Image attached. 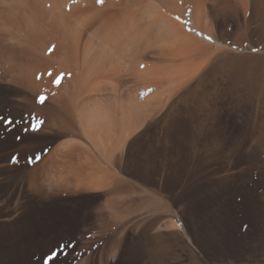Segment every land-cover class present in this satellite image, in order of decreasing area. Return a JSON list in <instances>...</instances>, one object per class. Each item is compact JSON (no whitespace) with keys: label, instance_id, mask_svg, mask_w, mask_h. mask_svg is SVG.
I'll return each instance as SVG.
<instances>
[{"label":"rangeland","instance_id":"obj_1","mask_svg":"<svg viewBox=\"0 0 264 264\" xmlns=\"http://www.w3.org/2000/svg\"><path fill=\"white\" fill-rule=\"evenodd\" d=\"M161 1L183 38H155L163 46L128 62L141 72L104 76L103 91L81 98L98 106L71 113L54 100L62 78L31 66L20 39L1 45L16 52L0 57V264H264V0H206L198 18L190 1ZM20 65L41 88L13 77ZM71 146L69 163L100 170L102 185L52 175Z\"/></svg>","mask_w":264,"mask_h":264},{"label":"bare ground","instance_id":"obj_2","mask_svg":"<svg viewBox=\"0 0 264 264\" xmlns=\"http://www.w3.org/2000/svg\"><path fill=\"white\" fill-rule=\"evenodd\" d=\"M162 1L166 5H170V4L175 5L178 2V0H162ZM184 1L187 3L191 2V4L195 5V15L197 17L199 15L200 11L203 10L204 3L206 0H184ZM237 1L238 0H236V3H237ZM258 1L260 2V0H258ZM258 1H257V4L259 3ZM157 2H158V0H157ZM157 2H154L153 0H78V1H72V2H69V0H0V55L3 54V52L5 51V55H6L5 58L8 60L12 59L11 61H13V59L15 57L13 54V58H12V53L15 49H13V47L11 48L9 46L10 49H13L12 52H11V50L6 49V48H4V50H2L1 45H5L9 41L10 42L12 41L11 43L13 44V41H16V40H17L16 42L18 43V39H20L21 44L23 42V44L21 46L27 45L24 48L22 47L23 50H21V55L24 53L23 56L27 55V56L31 57L30 58L31 61H34L33 62L34 65L32 64L31 66H35L36 68L40 69V68H42V66L40 67V66H38V64L40 65L41 62L43 61L44 68H46L47 70L49 69L50 71L49 70L48 71L50 74H51V71H54V73L57 75L56 78H54L55 74H54V77L51 76L52 78H54L53 79L54 81L53 80L51 81L52 78H50V79H47V77L44 78L46 75H43L41 73L42 70H40V73L44 76V77L41 76L40 80H44V79L46 81L50 80L53 84H56L58 82V80L62 78L64 85L61 86L62 85L61 84L60 85L61 87H59V89H57L58 87L56 85L57 88L55 90H57V92L56 91L55 92L56 93L59 92V93L57 96L55 95L56 96L54 98L55 101L58 100V102H59L60 100L63 99L64 104L67 106H70L71 113L74 111L73 110L74 108L72 109L71 106L76 107V106L80 105L78 103H81V102H83L84 104L85 103L86 104L91 103L93 105L95 104V106H98L97 101H99L100 99L99 100L97 99V95H96V99H94L95 98V95H94V98L87 99V101L85 100L86 102L81 100V98L84 97V93L92 94V93L97 92V91L99 93L101 91H103V89L101 90L100 88L101 87L103 88V86L107 83L105 81L104 76H106V75L108 76V77H106V80L107 79H109V80L114 79L116 81H120L119 79L121 78L120 74L122 73V71H121L122 65H126V69H124V71L131 70L134 72H138V71L141 72L140 70H138V71H135V69L132 70L133 66H131V65H133V64H130V63L129 64L131 67L129 68L128 62L132 61L135 63L136 66H138L137 65L138 62L143 61L141 59L144 57L143 56L144 53L149 51L153 47L154 43H156V46H157V43H160V40L163 37H165L164 38L165 40H166V37H169L170 39L171 38L173 39V37L176 38V36L183 38V35L179 32V30L176 29V26L173 23L169 22L168 19L166 17H164L161 13H157V11L155 10L157 8V6H156ZM239 2L241 5L243 4L245 7H249L250 5L252 6V4L255 2V0H239ZM260 3H262V1ZM67 4H68V7L65 8ZM178 5H180V4H178ZM155 6H156V8H155ZM192 7L194 8V6H192ZM45 8H47L49 10L45 11ZM158 9H159V7H158ZM202 14H203V12H202ZM204 17L206 18L205 13H204ZM21 33H23V36H21ZM184 34L187 35V33H184ZM15 37H16V39H15ZM157 37L160 40H155V38H157ZM187 37H190V36L188 35ZM185 39H186V37H185ZM190 39H191V37H190ZM182 40L184 42V39H182ZM181 41H180V43H181ZM9 43H7V45L5 47H7ZM18 44H20V43H18ZM124 44H126V47H123ZM9 45H11V44H9ZM161 46H163V43L157 47H161ZM15 52L16 51H14V53ZM45 54H46V56H45ZM122 55H123V57H121ZM126 55L128 56L127 60L122 61V58H124V56H126ZM15 56L17 57V54H15ZM0 57H2V55ZM3 58H4V56H3ZM3 58H1V59H3ZM24 60H25V58H24ZM35 61L38 63L37 65H35V63H36ZM39 61H41V62H39ZM5 62H7V60ZM145 62L148 63L147 61H145ZM0 64H2V63H0ZM160 64H162V63H160ZM21 65L19 67H17L16 70H14L15 72H13V74L15 73L16 77H14L15 74L13 75V77L16 79L20 78V79H18V81H20V82L24 81L25 83L27 82L28 84H31V85H37L36 87L41 88L40 86L42 84H40V83L42 81L40 83H37L36 80L32 78L33 76L36 78L35 72L37 69L34 70L32 68V71L33 72L35 71V72L34 73L32 72V74H31L30 73L31 66L29 69L28 65L27 66H25V65L21 66ZM146 67H148V65ZM150 68L153 69L152 66L149 67L147 70L145 68L146 71L144 70L145 72L143 71L142 73L143 74L146 73ZM137 69H140V67ZM150 71H152V70L150 69ZM43 72H44V70H43ZM155 73H156V71H155ZM166 73H168V71ZM189 73H190V71H189ZM33 74H35V75H33ZM143 74L140 73V75H138V76H143ZM52 75H53V73H52ZM136 75L134 73V76H136ZM149 75H150V73H149ZM151 75H153V73ZM49 76H48V78H49ZM130 76H132V75H130ZM147 76H148V74H147ZM21 77H22V79H21ZM42 77H43V79H42ZM125 77L127 78L128 76H125ZM125 77H123V78H125ZM145 77L146 76L144 74L143 78H145ZM148 77H146L145 79H147ZM137 78H140V77H137ZM191 79H193V77H191ZM129 80H132V79H129ZM134 80L136 81V79H133V82H134ZM138 80H140V79H138ZM150 80L151 79H149V81ZM50 81H49V83L51 85ZM140 81H142V78ZM147 82H148V79H147ZM147 82H144V84ZM45 83H48V82H45ZM45 83H44V85H46ZM49 83L47 84L48 87H49ZM112 83H115V82H112ZM150 84H151V82H150ZM118 85H119V83H118ZM126 85H128V84L126 83ZM148 85H147V87H148ZM182 85H183V83H182ZM115 87H117V86H113V89L116 91ZM129 87L131 88L132 85H130ZM125 88H126V86H125ZM108 89H110V88H108ZM143 89H144V87H143ZM114 90L111 91V93L112 92L114 93L115 92ZM104 91H105V89H104ZM106 91L108 92V90H106ZM120 91H121V88H120ZM122 91H123V89H122ZM131 91H130V93H131ZM133 91H134V89H133ZM135 91H137V90H135ZM124 92H126V90ZM118 93H121V92H118ZM107 94H109V93H107ZM115 94H116V92H115ZM102 95H104V93ZM133 95H134V93H133ZM90 96L92 97L93 95H90ZM111 96H110V98H111ZM98 97H99V95H98ZM115 97L117 98L118 96H115ZM105 98L103 97L104 103H105ZM113 98H111L112 102L110 99L107 100L106 102L108 103V101H110L111 103H113ZM119 99H122V98H119ZM101 100H102V98H101ZM58 102H56V103H58ZM61 102H63V101H61ZM114 102H115V100H114ZM117 102H118V100H117ZM121 102H124V101L121 100L120 104H121ZM104 103L103 104L100 103V104H102V107H104L107 104V103L106 104H104ZM113 104H110V106H112ZM117 104L119 105V102ZM60 105H63V103ZM81 106H83V105H81ZM114 106H116V105H114ZM120 106H123V105H120ZM124 106H125V104H124ZM99 107H101V106H99ZM99 107H97V108H99ZM62 108H61V110H62ZM101 111H102V109H101ZM67 113H68V111H67ZM71 113L70 114L68 113L69 116L71 115ZM65 115H66V113H65ZM57 116H60V114L57 113V115L55 116L56 119H57ZM92 116H93V113H92ZM70 117H72V115ZM56 119H53V120L56 121ZM68 119H69V117L67 116V118H64L62 120H68ZM69 121H71V120L69 119ZM64 123L67 125L69 122L67 121V123H66V121H65ZM135 124H136V122H135ZM127 126H129L132 129L134 127V122L133 121L128 122ZM129 131H131V130H129ZM120 143H122V141ZM71 144H73V143H71ZM69 145H70V143H69ZM76 147H79V146L76 145L75 148ZM117 147H119V145ZM67 148H66V152L64 153V158H63V159H65V162L59 163V165L57 164L58 168L57 167L56 168L59 169V171H57V169L54 172L52 171V175H53V173L56 174L57 172H59L60 174L63 175V177L61 179H63L64 181L62 180V182H64V183L67 182L68 184H72L73 179H75V182H79L81 184H84V186L86 188H88V187L89 188L99 187V185H102L103 184V183H101L102 182V176L99 174V172L97 170H94V169L90 170L89 169L90 172H88V170L85 169L84 171L80 172V171L76 170V167L74 168V166L72 165V164H74V163H72L73 161L71 162L72 164L69 163L68 156H69V158H71L70 156L74 153V151H76V149L74 147L69 148V149H67ZM77 150H78V148H77ZM58 151H59V149L55 150L53 152L54 153L53 156H56L55 154H57L56 152H58ZM60 152H58V153H60ZM78 164L80 165L81 162ZM35 180H37V179H35ZM70 180L72 181L71 183H69ZM75 182H73V183H75ZM118 183L119 182L114 183L115 185L113 186L112 191H111V193H112L111 199H113L112 203H114L113 205H116V206L120 204V201H119V197H120L119 194L120 193L118 194L120 187L118 188V185H119ZM40 190H43V188ZM116 195H118L119 197ZM107 203H108V201H107ZM110 209H111V207H110ZM112 210H114V209H112ZM147 251H149V250H147Z\"/></svg>","mask_w":264,"mask_h":264},{"label":"crops","instance_id":"obj_3","mask_svg":"<svg viewBox=\"0 0 264 264\" xmlns=\"http://www.w3.org/2000/svg\"><path fill=\"white\" fill-rule=\"evenodd\" d=\"M99 172H100V170H99ZM71 180H72V179H71ZM71 180L69 181V183L72 182ZM73 182H75V179H73ZM73 182H72V184H73L72 186H74V187H84V184H81V183H79V182H75V183H73ZM123 184H124V181L121 182V185H123ZM124 199H126V198L123 197V202H124ZM119 201H120V199H119ZM124 203H125V202H124ZM124 203H123V204H124Z\"/></svg>","mask_w":264,"mask_h":264},{"label":"snow or ice","instance_id":"obj_4","mask_svg":"<svg viewBox=\"0 0 264 264\" xmlns=\"http://www.w3.org/2000/svg\"><path fill=\"white\" fill-rule=\"evenodd\" d=\"M42 99V102H43V98H41Z\"/></svg>","mask_w":264,"mask_h":264}]
</instances>
